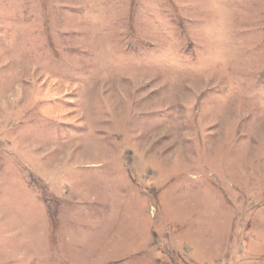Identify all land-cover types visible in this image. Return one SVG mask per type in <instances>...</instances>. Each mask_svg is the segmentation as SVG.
Masks as SVG:
<instances>
[{
    "label": "rangeland",
    "instance_id": "374dc122",
    "mask_svg": "<svg viewBox=\"0 0 264 264\" xmlns=\"http://www.w3.org/2000/svg\"><path fill=\"white\" fill-rule=\"evenodd\" d=\"M0 264H264V0H0Z\"/></svg>",
    "mask_w": 264,
    "mask_h": 264
}]
</instances>
